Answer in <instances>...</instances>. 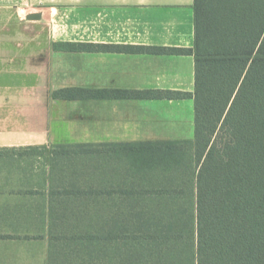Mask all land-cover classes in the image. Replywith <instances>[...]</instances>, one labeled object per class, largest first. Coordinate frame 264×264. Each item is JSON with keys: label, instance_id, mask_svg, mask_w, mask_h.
<instances>
[{"label": "trees", "instance_id": "trees-1", "mask_svg": "<svg viewBox=\"0 0 264 264\" xmlns=\"http://www.w3.org/2000/svg\"><path fill=\"white\" fill-rule=\"evenodd\" d=\"M193 12V48L168 51L194 60L192 140L39 152L56 264H264V0H193ZM142 95L152 92L74 88L53 99Z\"/></svg>", "mask_w": 264, "mask_h": 264}, {"label": "crops", "instance_id": "crops-1", "mask_svg": "<svg viewBox=\"0 0 264 264\" xmlns=\"http://www.w3.org/2000/svg\"><path fill=\"white\" fill-rule=\"evenodd\" d=\"M27 2L25 20L15 13L19 19L8 21L18 25L3 28L6 35L26 42L0 69L16 78L15 89L0 91V264H56L55 255L49 254L50 171L39 152L55 145L192 140L183 133V113H193L194 136V60L168 51L193 48V0ZM32 14L36 19L28 20ZM56 44L104 48L65 51ZM128 47L154 51L123 49ZM0 51L10 49L4 45ZM74 88L152 95L51 99L52 107L62 113L57 118L47 109L41 113L34 101ZM166 93L185 96L167 98ZM54 122L64 138L71 133L72 143L61 140L60 134L51 135Z\"/></svg>", "mask_w": 264, "mask_h": 264}, {"label": "rangeland", "instance_id": "rangeland-1", "mask_svg": "<svg viewBox=\"0 0 264 264\" xmlns=\"http://www.w3.org/2000/svg\"><path fill=\"white\" fill-rule=\"evenodd\" d=\"M28 0H0V11L1 13L5 12L6 16H4L3 14H0V50L4 47V45H7L8 49H10V51L7 52H2L0 51V69H1V65H3L4 61H6V63L9 61V58H15V53H17V50L19 49L18 47H20V45L22 43H25V39L24 40H19V39H15L14 37H10L8 35H6L3 30V28L5 27H12V25H18L17 21L16 24L15 22H9L8 20H12V19H19L22 18L23 20H25V13L22 11L23 9L28 8L27 6L30 4L27 2ZM15 13H18V16L15 15ZM14 19V20H15ZM13 20V21H14ZM15 84H16V78L14 76V74H10L8 69L7 71L4 72V68L2 70H0V91H6V89H15ZM51 99H53V94H51V98H35L34 101L38 102L40 104L39 108H40V112L43 111V109H47L49 111H51V116H55L54 118H57L59 116L62 115L61 112H56L58 109L56 107H52L53 105H51ZM44 107V108H43ZM52 111L55 112L54 115H52ZM42 113V112H41ZM192 115L193 113H186V111H184L183 113V120H184V126H183V133H187L190 134V139L193 137V120H192ZM191 116V117H190ZM41 117H43L41 115ZM51 117V118H52ZM192 121V122H191ZM57 122H54V127L51 128V135L54 134H60V139L61 140H66V142L68 143H72L71 142V133L68 135H66V137H63V132L62 129H59L58 125L56 124ZM65 132V131H64ZM84 130H81L80 133H84ZM56 146V145H55Z\"/></svg>", "mask_w": 264, "mask_h": 264}, {"label": "water", "instance_id": "water-1", "mask_svg": "<svg viewBox=\"0 0 264 264\" xmlns=\"http://www.w3.org/2000/svg\"><path fill=\"white\" fill-rule=\"evenodd\" d=\"M27 19L28 20L36 19V14H32V15L27 16Z\"/></svg>", "mask_w": 264, "mask_h": 264}]
</instances>
